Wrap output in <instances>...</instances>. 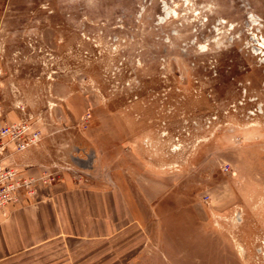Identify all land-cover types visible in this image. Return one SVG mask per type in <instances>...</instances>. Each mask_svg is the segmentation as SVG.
Returning <instances> with one entry per match:
<instances>
[{"label":"rangeland","instance_id":"1","mask_svg":"<svg viewBox=\"0 0 264 264\" xmlns=\"http://www.w3.org/2000/svg\"><path fill=\"white\" fill-rule=\"evenodd\" d=\"M21 120L8 161L94 191L100 230L13 264H264V0H0Z\"/></svg>","mask_w":264,"mask_h":264},{"label":"crops","instance_id":"2","mask_svg":"<svg viewBox=\"0 0 264 264\" xmlns=\"http://www.w3.org/2000/svg\"><path fill=\"white\" fill-rule=\"evenodd\" d=\"M94 196V191L63 180L41 184L33 195H23L20 201L1 207L0 264H13L22 255L46 251L67 257L71 245L83 247L100 230L99 223L90 218L95 217V206L89 203ZM96 203L99 208V201Z\"/></svg>","mask_w":264,"mask_h":264},{"label":"built area","instance_id":"3","mask_svg":"<svg viewBox=\"0 0 264 264\" xmlns=\"http://www.w3.org/2000/svg\"><path fill=\"white\" fill-rule=\"evenodd\" d=\"M41 131H30L27 121H14L0 126V208L10 202H18L23 195H33L41 184L54 180L50 172L28 174L8 161L7 151L25 150L39 140Z\"/></svg>","mask_w":264,"mask_h":264}]
</instances>
